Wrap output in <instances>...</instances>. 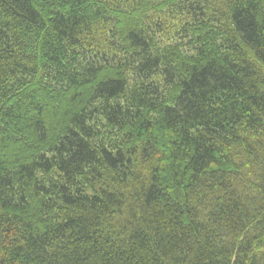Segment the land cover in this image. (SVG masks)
Instances as JSON below:
<instances>
[{"label": "trees", "instance_id": "obj_1", "mask_svg": "<svg viewBox=\"0 0 264 264\" xmlns=\"http://www.w3.org/2000/svg\"><path fill=\"white\" fill-rule=\"evenodd\" d=\"M0 264H264V0H0Z\"/></svg>", "mask_w": 264, "mask_h": 264}]
</instances>
